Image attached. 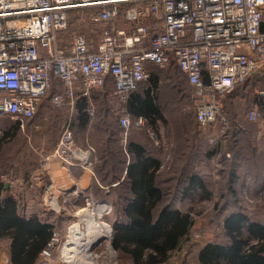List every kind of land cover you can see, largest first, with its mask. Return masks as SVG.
Masks as SVG:
<instances>
[{
	"label": "built area",
	"instance_id": "built-area-1",
	"mask_svg": "<svg viewBox=\"0 0 264 264\" xmlns=\"http://www.w3.org/2000/svg\"><path fill=\"white\" fill-rule=\"evenodd\" d=\"M123 8L128 29L106 28L97 42L78 35L60 45L72 13L89 10L93 23L106 24ZM172 64L198 99L197 123L207 133L213 158H223L230 122L222 99L264 74V0H0V122L18 123L24 130L54 79L65 94L55 95L53 106L66 104L73 112L78 99L88 98L86 112L93 116L91 94L108 78L124 101L148 82L151 67L167 69ZM260 117L257 110L246 115L251 123ZM120 124L126 137L147 121L125 116ZM81 151L69 121L56 150L44 160L80 166L85 164ZM53 190L50 185L47 202L57 212L60 206ZM59 244L54 231L43 252L47 264H54Z\"/></svg>",
	"mask_w": 264,
	"mask_h": 264
},
{
	"label": "trees",
	"instance_id": "trees-1",
	"mask_svg": "<svg viewBox=\"0 0 264 264\" xmlns=\"http://www.w3.org/2000/svg\"><path fill=\"white\" fill-rule=\"evenodd\" d=\"M172 66L178 70L184 82L187 83L176 64H172L170 67ZM154 70L156 67L150 68L151 75L148 82L142 83L139 90L131 94L127 100L119 99L110 78L107 79L102 89L92 92L91 100L97 109L102 90L111 85L112 93L108 97L105 93L104 99L107 97L108 101L111 100L112 103H118L120 106L112 115L111 110L108 111L107 120L103 118L96 122L93 118L98 112L95 111L93 116L86 112L90 102L88 98L77 100L72 118H69L66 104L61 108L53 106L52 98L57 94H65V89L60 81L54 79L48 95L41 104L42 106L47 103V107H44L43 111L38 109L35 117L26 123L27 127L24 132L18 123L7 121L8 129L0 139V151L4 146L16 142L18 138H21L20 135H22L23 141L25 140L22 144L26 143L27 148L28 146L32 148L31 144L36 143L31 141L29 136L37 140L35 136L44 134L38 132L36 123L44 116H50L52 125L59 126L60 130L54 141L52 134H50L49 140L46 139L47 144L45 143L44 150L49 152L56 147L62 135L61 132L69 121H71L75 139H77L76 128L89 131L93 127L94 138L91 139L90 144L95 148L99 159L96 168L99 182L103 186L111 185V189L118 188L130 195L126 198L122 197L124 221H117L113 224L111 244L116 253L128 258L132 264H171L174 255L181 251L186 242L191 239L196 223L192 208L181 212L169 205H163L166 193L158 180L162 162L155 158V155L151 154L150 149L145 145L150 133L157 134L159 125L166 124V118L158 104L160 77ZM255 78L256 76H253L228 94H232L237 100L248 96L247 94L257 95V82L253 81ZM254 102L264 104V100L259 98H256ZM52 111H56V113L54 114ZM230 112L231 110L226 112V108L223 110L225 116ZM125 116H131L134 121L139 118H144L147 121L145 127L134 126L132 133L128 134L126 151L121 141L124 137V129L120 124V119ZM226 117L229 119L228 116ZM195 119L197 121L196 115ZM44 125L46 126L47 123L45 122ZM52 125L49 124L47 128ZM251 125L254 124L251 123ZM230 129H234L237 134L245 132V128L238 125L237 121L234 124L231 123L225 135L227 142L230 141L228 134ZM134 132L137 134L134 135ZM25 133H28V136ZM234 135L231 136V139ZM145 138L146 140H144ZM149 139L153 140L151 137ZM32 149L34 153L28 148L34 157V160L30 162L31 171L39 163L38 152L41 151L42 146L40 144L37 148ZM189 149H186L185 146L179 148V155L187 157L186 160H183L184 165H190L193 162ZM126 154L131 157L130 162H127ZM213 156L214 152L207 153V158ZM125 171L126 176L121 179L118 173ZM185 180L186 187L182 190L185 199L196 193L204 200L212 198V193L199 174H189ZM235 180L236 174L231 173L229 182L232 183ZM5 189V184L0 178V239L10 241V263L39 264L41 255L49 245L55 228L53 225L42 222L37 216L25 218L20 213L18 201L14 197L3 198ZM224 228L229 241L226 244H204L197 253L198 264H264V223L252 220L245 214L234 213L226 219Z\"/></svg>",
	"mask_w": 264,
	"mask_h": 264
},
{
	"label": "rangeland",
	"instance_id": "rangeland-1",
	"mask_svg": "<svg viewBox=\"0 0 264 264\" xmlns=\"http://www.w3.org/2000/svg\"><path fill=\"white\" fill-rule=\"evenodd\" d=\"M124 11V8L121 9L119 17L106 24L93 23L91 21L92 11L89 10L72 13L69 18V29L60 36V45L66 46L70 40L78 35H84L89 40L97 42L106 28L128 29L130 24L125 22ZM154 71L160 77L158 104L166 118V124L162 125L161 123L159 125L160 131L157 134L150 133V137L153 138L152 141L149 139L150 137L144 140H146V145L151 154L156 155L155 150H159L158 156L162 154L163 161L158 180L166 193L163 205H169L181 212H186L192 208L196 219L191 239L186 242L181 251L174 255L171 264H198L197 253L204 244H226L229 241L224 223L231 214L242 213L252 220L264 223V104L254 102L256 98L264 99V74L253 79L257 82V95H254V93L247 94L248 96L239 97L240 99L237 100L232 94H226L222 99L226 112L231 110L228 115L226 114L230 119V126L231 123L234 124L237 121L238 125L245 128V132L237 134L234 129H230L228 132L230 141L225 148H222L225 155L223 158L216 160L213 157L203 159V148L198 147V150L196 144L195 147L193 145L192 140L195 139V142H197L199 141L197 138H202L207 142L208 148L206 150L214 152V149L206 140L207 133L204 132L195 119V110L199 102L192 88L184 82L174 66L169 69L156 68ZM101 93V99L98 100V108L96 109L98 114L94 115V122L103 118L107 120L108 111L111 110L112 115L120 107L118 103H112L111 100L108 101L107 99L109 94L112 93L111 85L102 90ZM105 93L107 94L106 99H104ZM45 104L47 105V103ZM46 105H42L40 109H45ZM254 110H257L261 117L258 122L251 125V122L246 119V115ZM6 122H0V131L4 132L8 129ZM46 123L44 130L47 129V133L45 134V131H43V135L35 136L37 140H35V146L31 144L32 148H37L41 142L45 144L46 139H50V134H52L53 141L56 135L58 136L60 128L52 125L51 117L48 121L46 120ZM49 124L52 127L47 128ZM92 129L93 127L89 131H83L76 128L77 141H88L90 143L91 139L94 138ZM132 130L130 133H132ZM22 131L24 132V130ZM25 134L28 136V133ZM232 135L234 137L231 139ZM20 136L21 138H18L16 142L4 146L0 151V178L6 177L7 180L18 183V188L24 194L26 200L28 196L27 188L22 186L20 179L25 178L26 174L31 171L30 162L34 160L31 153H34V151L28 146L32 152L29 151L26 143L25 145L22 144L25 140L23 141L22 135ZM2 137L0 135V139ZM29 139L34 141L32 136H29ZM182 146L190 148L189 151L196 148V159L190 165H184L183 160L187 159L186 155H179V148ZM42 147L45 149V146ZM52 151L50 150V152ZM95 154L98 158L97 153ZM228 154L231 156L229 159L226 158ZM43 156L40 155L39 158L42 159ZM185 166H187L186 169H184ZM182 172L184 174H181ZM192 173L199 174L204 179L207 188L212 193L210 200L201 199V196L197 193L192 194L187 199L183 197L182 190L186 187L185 179ZM231 173L236 174V180L232 183L229 182ZM118 175L121 179L124 176L123 172H119ZM252 185L263 189L260 192L252 191L249 189ZM129 196L125 191L118 188L108 191L95 188L91 194L66 195L64 196L65 199L58 198L60 206L76 204L79 208L76 210H70L69 208L64 210L62 208L60 211L52 212L54 218L56 217L55 219L58 220L59 230L57 232L60 238V244L54 256V264H69L64 258V248L70 240L74 230L73 227L78 225L82 231L86 230L87 226L84 221L88 212L102 203L109 208L99 222L111 228L112 236L110 240H103L95 246L93 250L94 260L96 264H132L128 258L116 253L111 244L113 224L117 221H124L122 197ZM109 246L111 247L112 256L108 252Z\"/></svg>",
	"mask_w": 264,
	"mask_h": 264
},
{
	"label": "crops",
	"instance_id": "crops-1",
	"mask_svg": "<svg viewBox=\"0 0 264 264\" xmlns=\"http://www.w3.org/2000/svg\"><path fill=\"white\" fill-rule=\"evenodd\" d=\"M44 99L39 105V108H41V104L43 103ZM67 113L69 115V118H72L73 112H70L69 107L67 106ZM43 111V109H40ZM50 117L44 116L42 120L38 121L36 123V128L38 132L44 131V123L46 120L48 121ZM27 125L25 126L26 129ZM43 128V129H42ZM158 131L159 128H158ZM135 134V132H134ZM207 138V137H206ZM199 141L195 142V139L192 140L194 143V147L196 144V147H201L203 159L207 157L208 145L206 144L202 138H197ZM60 140V139H59ZM127 136L123 137L121 140L123 143L124 150L126 151V146L128 143ZM207 140V139H206ZM35 141V140H34ZM76 141V146L80 147L82 149L81 155L84 159L83 165H77L72 167H65L62 163L56 161V160H49L47 163L45 162L44 158L47 156H50L53 154V152L56 150L59 141L56 145V147L53 149L52 152L45 151L42 147L39 156H43V158L39 160L38 165L35 166L33 171L30 172L28 176H26L23 179H20V182L22 183V186L27 188V198L25 200L24 194L20 192L18 186V183H15L14 181H9L5 178V180L1 179L2 182L5 184V191H3V198L12 196L18 201L19 211L20 213L27 219L32 218L34 216H37L42 222L46 224L53 225L55 228V231L59 230L58 220H56L52 214L54 211L50 205L48 204V197L46 194V191L50 185L53 186L54 190L50 191V193H53L57 198L62 199L66 195H76V194H91L94 192V189L108 191L111 190V185L103 186L97 177L96 168L99 164V159L96 157V151L95 148L92 147V145L88 141ZM33 146L34 143H32ZM41 146H45L42 142L40 143ZM228 142L224 140L223 148L227 146ZM146 145V144H145ZM147 146V145H146ZM193 147V146H192ZM35 148V147H34ZM154 148V146H152ZM187 148V147H185ZM200 149V150H201ZM155 150V148H154ZM199 150V149H198ZM159 151V150H158ZM158 151L155 150L156 155L154 156L161 162L163 161V158L161 155L158 156ZM196 148H194L193 151H190V155H192L194 161L196 159ZM127 155V162H130L131 157L129 154ZM191 157V158H192ZM94 160V162L90 163V161ZM188 160H190L188 158ZM88 162V163H86ZM91 165H90V164ZM123 179L126 176V171L123 173ZM19 182V181H18ZM116 186V185H114ZM258 186L252 185L251 189L252 191L260 192L263 188H260ZM262 187V186H261ZM107 193V192H105ZM111 193V192H109ZM65 199V198H64ZM60 206V204H59ZM62 208L65 210H76L79 208L76 204H64L60 206V210ZM58 219V218H57ZM0 264H11L10 263V241L7 239H0ZM39 264H47L44 260L43 254L41 255V259Z\"/></svg>",
	"mask_w": 264,
	"mask_h": 264
},
{
	"label": "bare ground",
	"instance_id": "bare-ground-1",
	"mask_svg": "<svg viewBox=\"0 0 264 264\" xmlns=\"http://www.w3.org/2000/svg\"><path fill=\"white\" fill-rule=\"evenodd\" d=\"M106 204H99L95 209L89 211L86 220V230L82 231L78 225L74 226L70 240L64 248V258L69 264H96L93 250L95 246L103 241L110 240L112 236L111 228L100 223L99 220L107 212ZM108 252L112 256L111 247Z\"/></svg>",
	"mask_w": 264,
	"mask_h": 264
}]
</instances>
